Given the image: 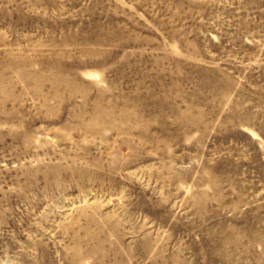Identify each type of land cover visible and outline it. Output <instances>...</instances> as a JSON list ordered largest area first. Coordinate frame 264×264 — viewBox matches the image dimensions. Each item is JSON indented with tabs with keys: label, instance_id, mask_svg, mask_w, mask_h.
I'll return each mask as SVG.
<instances>
[{
	"label": "rangeland",
	"instance_id": "obj_1",
	"mask_svg": "<svg viewBox=\"0 0 264 264\" xmlns=\"http://www.w3.org/2000/svg\"><path fill=\"white\" fill-rule=\"evenodd\" d=\"M0 264H264V0H0Z\"/></svg>",
	"mask_w": 264,
	"mask_h": 264
}]
</instances>
